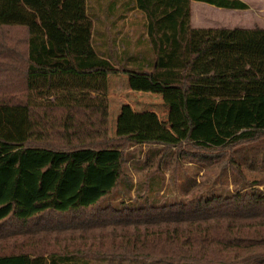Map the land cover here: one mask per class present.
<instances>
[{
  "label": "trees",
  "instance_id": "obj_1",
  "mask_svg": "<svg viewBox=\"0 0 264 264\" xmlns=\"http://www.w3.org/2000/svg\"><path fill=\"white\" fill-rule=\"evenodd\" d=\"M132 1L149 49L127 58L100 52L87 0H0V264H264V29L192 27V1L240 0ZM111 75L182 93L187 134L148 155L141 207L103 205L139 143L109 135ZM186 165L183 199H151Z\"/></svg>",
  "mask_w": 264,
  "mask_h": 264
},
{
  "label": "crops",
  "instance_id": "obj_2",
  "mask_svg": "<svg viewBox=\"0 0 264 264\" xmlns=\"http://www.w3.org/2000/svg\"><path fill=\"white\" fill-rule=\"evenodd\" d=\"M240 1L247 4L249 8L246 10H230L205 2L192 1V27L226 29H254L258 27L264 29V0ZM87 4H93V22L94 12L96 13L94 4H117L108 12L107 25L109 28L105 29L102 24L97 25L95 23L97 46L100 52L113 56L124 54L127 58L142 57L147 53L149 47L147 46L146 19L138 9L131 10L134 6L132 0H87ZM121 4H124L123 15H115L114 11L116 12V9H122H120ZM128 4L131 5L128 6ZM141 83L149 86H141ZM128 85L136 87L145 96L141 95L138 98L127 99L125 97L127 102H123V104L130 107L127 109L128 111L125 108L123 109L121 130L119 127L114 128L117 131L115 135H140L144 137L171 135L170 132H174L178 128L177 114L179 107L173 103L174 97L169 93H173L177 89L164 90L160 86L152 87L142 79L130 81ZM155 90H158V92ZM108 102L111 131L113 129V118L112 102L109 95ZM179 106H181L182 119L185 120V130L188 131L187 119L183 113V99H180Z\"/></svg>",
  "mask_w": 264,
  "mask_h": 264
},
{
  "label": "rangeland",
  "instance_id": "obj_3",
  "mask_svg": "<svg viewBox=\"0 0 264 264\" xmlns=\"http://www.w3.org/2000/svg\"><path fill=\"white\" fill-rule=\"evenodd\" d=\"M96 7V13L95 14V23L97 25L102 24V27H105V29L109 28L107 25L108 23V10L110 4H94ZM89 9L92 15V9L93 4H89ZM122 28V26H121ZM122 33V32H120ZM135 78H131L124 75H111L109 77V97L111 98L112 102V124L113 129L110 131L109 127V135L112 138L124 136V135H115L117 132L114 128H118L121 130L122 125V111L125 108L127 110L130 106H124L123 102H127L125 100L127 98H138L142 95L141 92L138 91V89L132 85H128V82H133ZM145 82H148L147 80L142 79ZM149 83V82H148ZM147 84V83H146ZM132 86V87H129ZM141 86H149L144 85L141 83ZM155 87V86H152ZM159 89V88H158ZM164 89V88H163ZM164 90H171V89H164ZM158 92V90H155ZM163 92V91H162ZM168 94V93H167ZM165 95V94H163ZM169 95L174 97L173 103L179 107L178 109V128L174 132H170L171 135H164L159 137H144V136H131L132 139H134L136 143L132 145L127 151V163L124 171V177L121 183L120 188L118 191L108 197L104 200L103 205L111 204L115 205L117 207H121L122 205L128 206V207H141L143 204V198L146 196V193L148 194L149 190V180H148V174L149 171V164H146L145 162H148V155L150 156L151 152H155L154 150H159L162 148H165L166 146H163L164 144H177L179 142L184 141L185 136L187 134V131L185 130L186 124L185 120L182 119V112H181V106L180 99H182V93L180 90L173 91V93H169ZM145 96V95H142ZM128 111V110H127ZM137 133V132H136ZM180 168V167H179ZM165 175L164 174H157L160 179V183L162 182V187L159 192L154 193L153 196H151V199L157 198L158 204H164L169 205L176 203L178 200L183 199V196L185 194L186 185L188 183V179L190 178H197L198 180L202 178L203 173L197 174V169H195V166L192 165H186L184 168L178 169V171L175 173L174 176L165 169ZM210 177L214 181L215 177L217 176L216 173H205V177ZM261 178L260 176H257ZM174 178L176 179V182H174ZM205 180V178L203 179ZM262 180V178H261ZM223 181V180H221ZM203 183H206V181H203ZM221 183L213 185H207L204 186V192L207 196H210L212 192H222L228 190V191H234L235 186L232 185V183ZM261 189L263 186L260 187ZM140 192V193H138ZM144 194L143 197H139L138 195ZM174 201V202H173ZM93 264H149L145 263L143 261H130V260H113V259H94L92 260Z\"/></svg>",
  "mask_w": 264,
  "mask_h": 264
}]
</instances>
